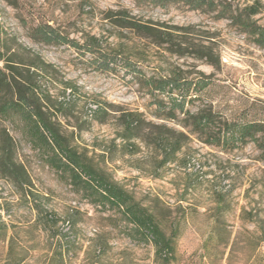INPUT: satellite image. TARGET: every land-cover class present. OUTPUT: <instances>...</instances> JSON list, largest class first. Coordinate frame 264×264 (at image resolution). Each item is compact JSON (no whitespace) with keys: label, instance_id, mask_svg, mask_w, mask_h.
I'll use <instances>...</instances> for the list:
<instances>
[{"label":"rangeland","instance_id":"rangeland-1","mask_svg":"<svg viewBox=\"0 0 264 264\" xmlns=\"http://www.w3.org/2000/svg\"><path fill=\"white\" fill-rule=\"evenodd\" d=\"M248 15L263 28L264 0H0V36L18 54L17 62L29 63L30 53L54 67L39 84L52 96L51 111L73 136L72 145L155 212L167 233L173 224L179 227L171 264H264V157L256 144L209 146L192 135L175 160L158 169L159 148L143 142L160 126L183 131L157 106L159 101L170 108V95L176 99L188 87L193 100L187 110L211 106L223 122H264V45L237 19L245 22ZM125 16L162 29H187L186 56L117 26ZM51 30L63 39L46 42ZM203 53H211L214 64L200 58ZM174 80L187 86L174 92L150 87ZM196 83L206 87L199 91ZM60 104L67 110L61 112ZM126 113L140 114L147 123L131 142L133 150L124 149L120 138L119 117ZM3 126L16 141L37 203L59 218L54 231L76 237L75 264H163L151 244L126 236L108 220L111 213H101L50 169L18 126ZM31 207L0 178L6 222L26 231L36 220ZM68 219L76 224L72 229ZM20 238L38 250L47 246L45 239L34 241L37 232Z\"/></svg>","mask_w":264,"mask_h":264},{"label":"trees","instance_id":"trees-1","mask_svg":"<svg viewBox=\"0 0 264 264\" xmlns=\"http://www.w3.org/2000/svg\"><path fill=\"white\" fill-rule=\"evenodd\" d=\"M250 12L254 15L257 10L251 8ZM237 19L243 22L248 33L257 36L256 41L260 45H264V27L253 24L249 15L245 22ZM115 24L151 39L156 46L179 57L186 56L188 52L189 44L182 41L187 38V29H162L153 23L136 22L128 16L117 19ZM178 30L185 33H178ZM44 37L46 42L63 39L53 30L46 36L44 34ZM17 56V53H11L6 48L5 41L0 36V178L11 183L20 197L31 203L36 220L25 231L6 222L0 214V264H29L33 259L35 264H75L78 246L76 237L54 231L59 224L56 213L45 210L37 203L38 196L32 190V179L18 158L16 141L3 126L5 122L18 126L22 138L76 193L99 208L101 213H111L108 220L116 227H122L126 236L139 244H151L155 249L156 261L171 264L176 258L179 227L173 224L170 233H167L155 212L138 202L106 168L72 145L73 136H68L62 131V124L55 119V114L51 111L55 107L52 96L39 84L42 76L47 75L54 67L38 55L29 53V63L17 62ZM202 56L209 58L211 65L214 64L211 53H203L200 58H203ZM184 86H187L185 82L177 80L172 83L153 81L150 84L153 90L162 92H165L166 88L172 92L175 88L182 90ZM188 86L191 87L192 84ZM205 87L206 84H195L199 91H203ZM72 88L71 85H66L65 90ZM189 90L188 87L186 92L177 91L176 99L170 95V108L167 109L164 103L159 101L157 106L158 109L164 110L166 119L178 121L183 131L177 132L160 126L154 137L151 133L146 135L147 139H143L146 147L153 145L159 148L161 160L158 169L175 160L192 135L209 146L236 147L253 142L264 157V122H223L211 106L196 112L187 110L186 105L193 100ZM59 106L61 112L68 108L66 104ZM177 110L183 115L181 119L176 113ZM104 114H108L107 111ZM119 120L123 148L137 149L131 142L140 138L146 121L137 113L121 114ZM70 221L68 219L67 222L71 223L69 229H72L76 224ZM23 232H37L34 241L38 244L41 239H45L47 246L42 250L33 245L29 246L20 238ZM97 251L101 253V247H97Z\"/></svg>","mask_w":264,"mask_h":264}]
</instances>
